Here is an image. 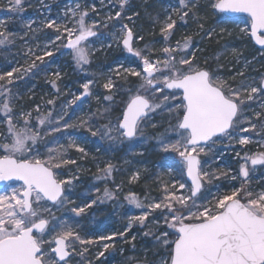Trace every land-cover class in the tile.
<instances>
[{"label": "snow or ice", "instance_id": "obj_1", "mask_svg": "<svg viewBox=\"0 0 264 264\" xmlns=\"http://www.w3.org/2000/svg\"><path fill=\"white\" fill-rule=\"evenodd\" d=\"M177 2L179 7L173 8V13L185 23L191 13L199 29L204 30L197 0ZM24 4L25 0H8V11L18 15L24 10ZM118 7L114 15L109 12L104 21L97 22L89 16L90 11L96 12V5L76 0L61 16H45L39 24L28 20L22 36L9 32L4 21H0V47L13 45L18 38L35 40L43 29H52L55 33L43 48L36 45L41 54L37 55L32 47L27 49L24 55L34 57L27 67L17 66L0 72V264H70L74 255L84 257L92 245L99 249L96 253L99 260L109 249L115 248L117 238L128 242L127 234L134 225L146 228L148 223L155 224L158 234L150 230L144 235H153L155 244L166 254L161 264H264V188L257 191L251 187L257 168H264V151L250 153L246 147L256 143L264 149V111H255L252 116L246 112L252 109L248 102L257 100L259 108L264 110V76L259 80L255 77L241 80L233 87L229 79L235 80V76L225 79L200 66L196 62V51L190 50L192 36H185L175 45L169 43L177 26L173 14L160 26L166 46L160 50V56L152 58L153 49L149 45L144 49L134 46L135 40L144 37L134 34L132 27L123 22L124 19L133 22V16L139 13L127 15L125 9L131 7L130 0H118ZM210 7L220 18L214 27L204 32L205 37L231 35L227 25L232 24L264 49V0H210ZM222 13L246 16H220ZM113 20L119 24V29L105 36L100 29L108 28ZM112 27L115 29L116 24ZM105 39H111L140 62L139 70L120 65L123 71H115L125 82L128 77L138 78L135 90L127 89L130 96L119 116L112 118L113 104L109 103L87 118L72 121L68 108L92 96L94 81L91 79L82 83L79 94L73 93L72 98L59 107L56 99H48L46 106L52 107H46L43 112L40 104L32 111L15 107L19 98V93L13 91L15 81L37 69V61L43 64L46 57L53 56L54 51L62 47L70 50L76 66L83 70L91 64L95 51L112 46L94 47ZM232 52L236 54L237 50L232 49ZM248 63L245 61L244 66ZM52 75L56 79L51 83L59 96L60 73ZM236 75L243 77L244 72ZM103 88L109 93L104 99L114 102L120 88L112 75L105 79ZM158 110L167 112L170 120L168 128L155 139L161 151L175 153L174 163L168 165L167 170L171 174L175 169L180 179L172 181L171 185L162 183L164 195L158 200L144 203L131 192L125 196L129 204L142 211L128 216L123 231L95 238L81 235L78 222L69 223L56 212L67 209L80 217L98 203L117 201L120 186L113 189L108 187V182L114 183L113 173L118 169L111 161L105 162L103 167L97 163L95 180L104 182L103 190L95 187L94 198L76 204L70 194L79 179L80 168L68 153L75 149L81 158H87L88 152L67 130L86 128L91 136L109 142L110 147L119 146L143 137L145 121ZM97 119L105 123L97 124ZM151 126L155 128L156 124ZM254 135H259L260 139L255 140ZM65 137L67 143H61ZM217 145L235 151L239 164L235 174H231V168L207 170L211 164L202 163L201 154L215 153L213 162L223 158L224 151H217ZM237 145L239 151L235 150ZM69 165H77L76 171H63ZM185 176L190 184L181 182ZM139 177L140 172L136 171L131 181ZM221 177L238 180L239 184L208 199L207 186ZM186 187L187 195L177 194ZM217 189L219 192V185ZM157 210L159 218L149 221V216ZM135 239L131 237L132 241Z\"/></svg>", "mask_w": 264, "mask_h": 264}, {"label": "rangeland", "instance_id": "obj_2", "mask_svg": "<svg viewBox=\"0 0 264 264\" xmlns=\"http://www.w3.org/2000/svg\"><path fill=\"white\" fill-rule=\"evenodd\" d=\"M75 2L76 0H25L24 10L18 15H14L8 11V0H0V21H4L9 32L22 36L25 31V22L28 20H34L39 24L45 16H61L66 8L72 6ZM79 2L86 3L89 6L96 5V12L90 11L89 16L90 20L94 19L97 22L104 21L109 12L114 15L119 10L118 0H103V3L101 0H79ZM197 2L201 5L197 11L199 16L203 17L200 22L204 24V30L199 29L191 13L186 18V23L173 13V8L179 7L177 0H130L131 7L125 9L127 15L133 16L134 12L139 13V15L133 16V22H129L127 19H124L123 22L132 27L134 34L144 37L143 40H135L134 46L144 49L145 45H149L153 49L152 58L160 56V50L166 46L160 32V26L169 14H173L177 26L169 43L175 45L176 41H182L185 36H192L193 48L190 50L196 51V62L200 66L207 67L210 71L216 72L225 79L235 76V80L229 79V83L233 87H236L241 80L251 77L259 80L264 76V50L258 49L252 39L248 35L240 33L235 25H227L231 35H213L212 38L204 36V32L214 27L220 17L210 7V0H197ZM222 15L220 14V16ZM113 24H116L115 29L112 27ZM149 26H151L150 29ZM243 26L241 24V27ZM118 29L119 24L113 20L109 22L108 28L101 27L100 31L107 36L113 31H118ZM216 30L218 33L219 27ZM54 36V30L43 29L37 34L35 40H30L28 37H24L23 40L18 38L15 44L0 47V72L11 70L12 67L17 66L27 67L31 63V59H34V57L30 59L24 55L27 49L32 47L39 55L41 52L36 45L38 44L40 48H43L47 40L54 38ZM101 44H111L112 46L101 49ZM94 47L101 50L94 52L91 57V64L86 65L83 70L76 66L70 51H66L62 47L54 51L53 56L46 57L43 64L37 61L39 65L37 69L25 75L23 79L15 81L13 91L19 93L15 107L32 111L37 104H40L43 112L46 107H52L50 105L46 106L45 102L48 99H56V105L59 107L65 101L70 100L73 93L79 94L82 91V83L91 79L94 81L91 87L92 96L86 97L83 102L78 101L77 105L68 108V114L72 121L75 122L78 117L87 118L92 113H96L98 109L108 106L109 103L113 104L112 118L115 119L116 116H119L130 96L127 89L132 88L134 91L138 78L128 77L127 82H125L115 75V71L117 69L123 71V68H119L120 65L137 67L139 70V58L133 57L132 54L117 46L111 39L102 40L96 43ZM232 49H236L237 53L234 54ZM237 56L239 59H237ZM205 61H207V65H205ZM245 61L250 62L247 67L244 66ZM57 71L60 73V78L57 80V86L60 88L59 96H57L56 89L53 88L51 83L56 79L52 73ZM240 71L244 72L243 77L236 75ZM15 75L17 74L14 73ZM109 75L113 76L114 81L120 88L114 96V102L104 99L109 93L103 88V83ZM97 97H99V100H97ZM259 102V100L248 102L252 105L251 110L246 109L249 116H252L255 111H264L259 108ZM35 114L33 111V115ZM169 120L170 116L167 112H159L158 110L157 113L151 114L149 121H145L143 137L134 141H125L122 145L112 147H110L109 142L101 140L98 136H91L86 128L67 130L76 139L77 143L88 152L87 158H81V154L75 149H71L68 153L70 158L77 160V165L80 168L79 179L75 182V187L70 194V198L76 204L94 198L96 194L93 189L95 187H100L103 190L104 182L95 180L97 163L103 167L105 162L111 161L118 169L113 173L114 183L108 182L110 188L114 189L117 185L120 186L118 200L98 203L88 209L86 214L80 216L81 220L77 222L80 225L81 235L95 238L99 235L123 231L128 223V216L139 215L142 211L136 208L135 205L129 204L125 196L131 192L135 193L144 203L152 199L158 200L164 195L162 183L171 185L172 181L180 179L175 169L171 174L167 170V166L174 163L175 153L161 151L155 139L156 136L168 128ZM255 122L259 124V121ZM96 123L103 124L105 121L97 119ZM153 123L156 124L155 128L151 126ZM172 123H175V121L172 120ZM55 135L59 136L60 134ZM254 139L259 140L260 136L254 135ZM60 142L66 144V137L62 138ZM246 147L250 153L257 150L264 151L256 143ZM216 149L217 151L223 150L224 156L222 159H216L215 162H213L215 153L201 154L202 163L211 164V168L207 170L231 168V174H235L239 166L235 151L229 150L223 145H217ZM235 150L239 151L240 146L237 145ZM77 165H69L63 171L75 172ZM136 171L140 172V177L137 181L132 182L131 176ZM181 182L186 183V185L189 184L186 176L181 179ZM238 184V180L229 181L221 177L220 180L207 186L208 190L205 195L208 196V199H211L212 195L227 192L231 186H238ZM217 185H219V192ZM251 187L257 191L264 188V168H257ZM177 194L187 195V187L179 190ZM72 206L74 205L68 207ZM70 214L71 212L67 209L56 212L57 216H63L69 220V223H74L70 221ZM159 215L160 211L157 210L149 216V221L159 218ZM150 230L158 234L153 223H148L146 228L134 225L127 234L128 242L117 238L115 248L109 249L99 260L96 259V253L99 249L96 245H92L84 257L74 255L70 259V264H88L89 261L92 264H161V258L166 254L160 246L155 244L153 235H144L145 231ZM132 236L136 237L135 241L131 240ZM113 253L117 256L115 261H111Z\"/></svg>", "mask_w": 264, "mask_h": 264}, {"label": "trees", "instance_id": "obj_3", "mask_svg": "<svg viewBox=\"0 0 264 264\" xmlns=\"http://www.w3.org/2000/svg\"><path fill=\"white\" fill-rule=\"evenodd\" d=\"M150 27H151V26H149V29H150ZM70 215H71V216H70V221H73L74 223H77L78 220H81V218H79V217H75V214H72V213H71ZM116 257H117V256H115L114 253H113V254L111 255V261H112V260L115 261V260H116Z\"/></svg>", "mask_w": 264, "mask_h": 264}, {"label": "water", "instance_id": "obj_4", "mask_svg": "<svg viewBox=\"0 0 264 264\" xmlns=\"http://www.w3.org/2000/svg\"><path fill=\"white\" fill-rule=\"evenodd\" d=\"M223 14V13H222ZM224 15H238V16H246V14H224ZM91 39H93V38H91ZM252 42L256 45V47L258 48V49H260V50H264V49H261V46L260 45H257L256 43H255V40L254 39H252ZM65 50L66 51H70V50H68V49H66L65 48ZM186 179H187V181L189 182V184H190V180L186 177ZM0 187H2V185H0Z\"/></svg>", "mask_w": 264, "mask_h": 264}]
</instances>
